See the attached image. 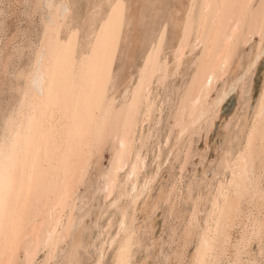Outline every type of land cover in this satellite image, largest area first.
Returning a JSON list of instances; mask_svg holds the SVG:
<instances>
[{"label":"snow or ice","instance_id":"snow-or-ice-1","mask_svg":"<svg viewBox=\"0 0 264 264\" xmlns=\"http://www.w3.org/2000/svg\"><path fill=\"white\" fill-rule=\"evenodd\" d=\"M5 44L0 264H264V0H0ZM21 44L28 70L14 69Z\"/></svg>","mask_w":264,"mask_h":264},{"label":"bare ground","instance_id":"bare-ground-1","mask_svg":"<svg viewBox=\"0 0 264 264\" xmlns=\"http://www.w3.org/2000/svg\"><path fill=\"white\" fill-rule=\"evenodd\" d=\"M57 2H59V0H57ZM74 31V29L72 30ZM72 32L71 31H65V34L62 36V40L67 42L69 40V38L71 37ZM6 47L5 46H0V56L3 55L4 53V49ZM74 50V47H73ZM58 56L62 57L63 53H57ZM6 58V57H5ZM263 63L261 66L258 67L259 63L261 61L257 62L256 65V69H255V73L258 72V84H257V88L256 91L253 89V91H255L254 95L258 94L260 86L262 84H264V60H262ZM32 59H30V48H28L26 45L21 44L20 45V52L19 54L16 56L15 58V62H14V69L16 70H28L29 69V65L32 63ZM53 65L55 66V60H53ZM237 69L235 67L232 68V72L235 73ZM44 71L47 74L49 72V66L48 63H45L44 66ZM63 70H62V66L61 68L58 70V74H57V82L61 88V90L63 91L64 88L69 89V98H71V89L73 87L72 81L71 80H65L63 74H62ZM254 73V75H255ZM253 75V76H254ZM15 79L14 76H10L9 80H8V86L9 88L13 87L12 81ZM253 80V78H252ZM205 83H207V81H205ZM230 85L231 84V80L229 79L226 82H220L217 81L215 79H213L212 85L211 87L216 90L217 87L220 91H223L225 86ZM253 86V84H252ZM15 87H19V84H16ZM256 87V86H255ZM252 91V92H253ZM91 92V88L88 84V81L86 78L83 79H77L76 81V89H75V96L79 98V104H80V122L84 125L85 129L88 128L89 124H92V127L95 128V125L92 123L91 120V115L89 112V108H88V100H89V95ZM34 95H38V91L33 93ZM233 95V105L232 107L229 109V111L227 112V114L225 116H222L221 119H225V117L227 116H231L232 113L236 110V104L239 100V93L238 92H229V94L227 96L224 97L222 104L220 105V111L222 110V107L225 106V104L228 102L229 98ZM232 99V98H231ZM230 101V100H229ZM231 103V102H230ZM75 103L72 104V108L73 110H75ZM224 109V108H223ZM225 113H223L224 115ZM70 117H71V113H69V118L64 119L61 122V126L62 127H68L71 126L70 124ZM60 119V117L58 116V120ZM223 176V173L221 174ZM227 178L228 180L232 179V173L231 171L228 172L227 174ZM49 180L52 181V190L48 191V192H43V193H39L37 195L34 196L33 198V203H32V214L35 216L37 214H39L40 223H44L47 219V213L49 211V205L56 200V185H55V181L53 180V178L51 176L48 177ZM219 183V181L217 182ZM100 203H103V197L101 196L100 199ZM210 207V206H209ZM257 212H259V206L257 205ZM69 213H71V209H69ZM45 230H48V226L46 225ZM157 235H159V233H157ZM194 251V250H193Z\"/></svg>","mask_w":264,"mask_h":264},{"label":"rangeland","instance_id":"rangeland-1","mask_svg":"<svg viewBox=\"0 0 264 264\" xmlns=\"http://www.w3.org/2000/svg\"><path fill=\"white\" fill-rule=\"evenodd\" d=\"M5 46V45H4ZM3 49H4V47H3ZM2 56V55H1ZM262 63H263V61H261L260 63H259V65H258V67L259 66H261L262 65ZM258 72H256L255 73V75L253 76V86H252V91H253V89L256 91V88H257V84H258ZM256 86V87H255ZM255 91H253V95L255 94L254 92ZM232 98V99H231ZM230 100V101H229ZM229 100H228V102L225 104V106H223L222 107V110L220 111V114H221V117L222 116H225L226 114H227V112L229 111V109L232 107V105H233V95L229 98ZM231 102V103H230ZM224 108V109H223ZM223 113H225L224 115H223Z\"/></svg>","mask_w":264,"mask_h":264}]
</instances>
